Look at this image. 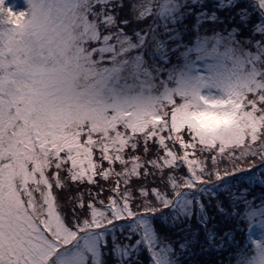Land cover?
Listing matches in <instances>:
<instances>
[{
    "label": "snow or ice",
    "instance_id": "snow-or-ice-1",
    "mask_svg": "<svg viewBox=\"0 0 264 264\" xmlns=\"http://www.w3.org/2000/svg\"><path fill=\"white\" fill-rule=\"evenodd\" d=\"M0 264H264V0H0Z\"/></svg>",
    "mask_w": 264,
    "mask_h": 264
}]
</instances>
